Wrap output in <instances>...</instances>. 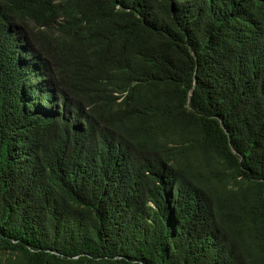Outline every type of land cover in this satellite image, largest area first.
I'll return each instance as SVG.
<instances>
[{
  "label": "trees",
  "instance_id": "1",
  "mask_svg": "<svg viewBox=\"0 0 264 264\" xmlns=\"http://www.w3.org/2000/svg\"><path fill=\"white\" fill-rule=\"evenodd\" d=\"M0 264H264V0H0Z\"/></svg>",
  "mask_w": 264,
  "mask_h": 264
}]
</instances>
